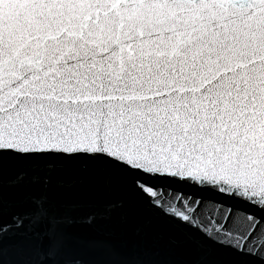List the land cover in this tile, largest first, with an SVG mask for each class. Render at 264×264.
<instances>
[{
  "label": "snow or ice",
  "instance_id": "obj_1",
  "mask_svg": "<svg viewBox=\"0 0 264 264\" xmlns=\"http://www.w3.org/2000/svg\"><path fill=\"white\" fill-rule=\"evenodd\" d=\"M129 227L146 264H264V0H0V264H113Z\"/></svg>",
  "mask_w": 264,
  "mask_h": 264
},
{
  "label": "water",
  "instance_id": "obj_2",
  "mask_svg": "<svg viewBox=\"0 0 264 264\" xmlns=\"http://www.w3.org/2000/svg\"><path fill=\"white\" fill-rule=\"evenodd\" d=\"M104 239L107 241V246L101 248L96 254L90 256V259L113 262L129 261V262H146L166 257L154 255L147 251L142 242L134 235L131 227L128 229L112 228L103 233ZM7 260L15 259L9 249ZM227 258V257H223Z\"/></svg>",
  "mask_w": 264,
  "mask_h": 264
}]
</instances>
